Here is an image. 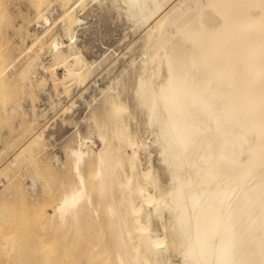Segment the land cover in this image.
<instances>
[{
    "label": "bare ground",
    "instance_id": "obj_1",
    "mask_svg": "<svg viewBox=\"0 0 264 264\" xmlns=\"http://www.w3.org/2000/svg\"><path fill=\"white\" fill-rule=\"evenodd\" d=\"M63 1L61 13L54 9L58 18L52 11H38L36 32L46 33L60 20L63 33L53 36L47 56H33L19 71L26 104L21 98L0 108L2 116L19 120L18 136L26 131L25 120L29 129L37 128L55 107L53 86L35 101L40 82L46 87L54 80L70 91L72 85H88L102 65L101 58L89 59L91 50L85 47V53L80 44L85 12L78 13L88 2L110 4L125 21L124 31L138 35V54L125 56L121 73L107 77L100 97L90 95V105L83 98L92 111L91 123L67 150L70 167L60 153L53 155L55 168H69L74 179L51 215L68 237H76L68 245L79 244L97 227L114 246L108 244L110 250L103 252L99 243L93 254L90 249L93 264H174L175 259L180 264H264V0ZM126 88L132 90L134 113L128 98H122ZM135 113L151 130L150 144L157 145V163L164 169L154 165L147 138L132 130ZM37 181L32 179L28 189H36ZM72 258L80 264L79 257Z\"/></svg>",
    "mask_w": 264,
    "mask_h": 264
},
{
    "label": "rangeland",
    "instance_id": "obj_2",
    "mask_svg": "<svg viewBox=\"0 0 264 264\" xmlns=\"http://www.w3.org/2000/svg\"><path fill=\"white\" fill-rule=\"evenodd\" d=\"M90 2H88L86 5L87 7L85 6V9L82 12L79 11L80 14L78 13V15L82 14L83 16V12H85V26L81 30L82 33H80V44L83 45V50L85 53L87 52L85 47L88 48L89 51L91 50V53L87 55L88 57L90 56L89 59H99L100 61L101 58L100 63L103 66L100 64L99 68L97 66L98 69L96 68V73L94 76H92L94 78L91 79V82L95 81V84H98L99 82V86L95 84L92 85L93 83L91 84L90 82L88 85L81 87L72 85V88L68 87L70 88L69 91V89H65L61 84L57 83L56 85L54 80L50 81V83L53 85L49 83V86L46 85V87L44 86L45 82H40L33 93V97L36 96L35 101L39 103L41 101L40 97H42L47 92L45 89L51 90V87L53 86L51 91L55 99V107H53V105H51L50 108L48 107L49 109L47 110L46 116H43L41 119L42 121H40V125L38 124L36 126L38 129L34 128L36 130H34L32 127L30 130L26 126H29L28 121L25 120V124H23V127L26 129V131L24 130L25 132H23L25 135L20 134L21 136H18L19 133L16 131V123H18L16 121H19L18 119H15L16 121L9 120L8 117L2 116V114H0V150L3 148V150H5L4 152L6 153H4L5 155H3V157L0 154V264H69L68 261H70L71 255L74 258H72L73 260L78 257L80 258L81 256H86L84 257L85 260H88L89 264H93L94 262H91L93 259H90V257L93 255L90 256V254H93L92 252L94 248H101L102 245L99 246V243L103 244V248H101L103 252L104 250L108 252L107 249L110 250L108 248V244L111 243L104 241L106 236L104 237L102 234L103 232H99V234L98 231L100 230H96L99 235L96 234L97 236L94 239L96 232L95 228L97 227H93L92 231L90 230L91 227L88 225L87 226L90 227L89 230L86 227H84V229L86 228L88 231H92V234H90V232L84 233L83 229L84 234L82 236L89 233V244L86 241L89 240V235L88 237L86 235V237H81L79 241V244H82L80 242H83L82 240H84V245H79L77 243V245L75 244L72 247L74 243L72 244L71 242L70 248L68 244H70L72 236L68 237L64 231L58 228L51 219V215L56 205L61 200L65 188L74 184V179L69 168L66 172L55 168L53 164V155L61 150L64 154L62 158L65 164L67 167L68 165L70 167L71 160L67 150L74 148L77 145L78 132L86 131L87 127L89 126L88 123H91L92 111L89 109L91 102L90 100H92L91 96L96 94L97 97H100V88L104 87L106 83H108L109 79L113 78L111 77L112 75L117 76L119 73H121L118 70L123 67V62L127 61V58L129 59L135 53L138 54V52H136L137 50L135 49L138 35L134 36L132 32L126 33V31H124V28H126L124 24L125 21L123 22L122 19H118L117 14L113 11L114 9L110 7V4L105 3L104 5V3L100 4L94 1L91 3ZM63 5V0H0V108H2L3 105H7V107L10 108L11 106L15 105V103L19 102L21 98L22 100L23 98H27V94L23 92V90L21 91V86L18 80L19 71L33 56L37 54L47 56L49 54V43L51 42L52 38L63 33L60 20L56 21L55 25L50 28L51 30H46V33H44V30L36 32L35 28L37 27L36 29H38L37 24L39 21V24H41V20L39 19L40 17H37L38 11L41 9L42 12L52 11L54 12V17L58 18L57 15L58 13L62 12ZM109 8L112 10H109ZM54 9H57L58 13H56ZM33 30L35 32H33ZM37 33L42 34L38 41L36 40ZM124 33L127 35L125 34L126 36H124ZM116 37L119 38L117 39ZM109 46L112 47L110 48ZM101 53H103L102 55L104 57L101 56ZM125 56H127V58ZM106 73H108V75H105ZM109 73L113 74L109 75ZM57 76L59 78L63 77V69H58ZM104 78H107L106 81ZM102 81L105 83H102ZM97 86L99 89L96 88ZM84 87L87 88V91ZM77 88L79 90H77ZM128 88H126V90L124 89L122 98H128L127 102L130 104L132 112L134 113L135 108L133 106V102L131 101L132 94H128L131 93L130 91L132 90H129ZM75 89L77 91H74ZM61 92H64V94H60ZM85 96L87 98H85ZM90 97L91 99L88 100ZM23 101L26 104L27 99ZM59 104L60 106H57ZM66 106H71V109L68 107L66 108ZM68 111L71 112L69 113ZM62 116L64 117L62 118ZM141 117L143 116L141 114L139 115V113L135 117L137 121L139 119V123L136 122L134 118L131 119V124L135 120L131 126L133 128L132 130H138L139 136L142 134L141 137L147 138V143L151 147V158L154 162V165L158 168L160 167L164 169L161 164L157 163L161 158L159 157V150L156 144H150V142L153 140V135L152 133L150 134L151 130H147L143 126V118L141 120ZM106 118L107 117H105V120L108 122L109 120ZM103 119L104 116L101 118V120ZM101 122H104V120ZM137 126L139 127L137 128ZM39 132L42 134L41 138L38 137ZM28 133L32 135L29 134V136ZM23 136H25V139L20 141V138L22 140ZM31 137H33L34 140H31ZM41 139H44V141H41ZM35 143H38L37 146H35ZM128 152L130 151L128 150ZM141 158L145 161L147 156L143 154V156L141 155ZM35 177L38 180L37 188L34 189L35 191L29 190L28 188L32 183V179ZM103 227L100 229L105 228ZM86 229L85 231H87ZM103 231L106 232L107 228ZM100 235H103L102 237H104L102 238L103 242ZM66 236L68 237L67 240H65ZM107 236L108 240H111V238H109L110 235ZM73 238L76 239L75 236H73ZM84 238L88 239L85 240ZM97 238L99 241H95ZM91 240L97 243H94ZM76 246L79 248L77 249ZM105 246H107V248ZM112 246L109 247L112 249ZM81 247L85 251L80 249ZM70 249H73V251H71L73 254L69 252ZM76 249L79 251L81 250V252L78 251L77 253H80L81 256L77 257ZM74 250L76 252H74ZM89 250L91 252L90 254ZM86 251L88 252V255L87 253L84 255L85 253L83 252ZM74 253L76 257L74 256ZM42 255L43 258L48 257L49 259H42ZM67 255H70V257L68 258ZM65 256L67 259H62ZM81 258L75 260L76 263H78ZM84 258L79 261L80 264H88ZM71 262L74 264L73 261H70V264ZM173 263L180 264L176 259Z\"/></svg>",
    "mask_w": 264,
    "mask_h": 264
},
{
    "label": "crops",
    "instance_id": "obj_3",
    "mask_svg": "<svg viewBox=\"0 0 264 264\" xmlns=\"http://www.w3.org/2000/svg\"><path fill=\"white\" fill-rule=\"evenodd\" d=\"M59 153H60V154H59ZM58 154H59L61 157L64 156V154H63V152H62L61 150L58 152Z\"/></svg>",
    "mask_w": 264,
    "mask_h": 264
}]
</instances>
